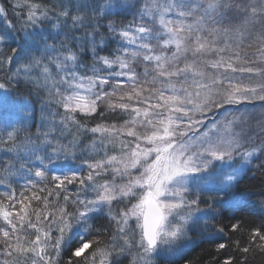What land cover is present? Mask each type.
<instances>
[{"label": "snow or ice", "instance_id": "obj_1", "mask_svg": "<svg viewBox=\"0 0 264 264\" xmlns=\"http://www.w3.org/2000/svg\"><path fill=\"white\" fill-rule=\"evenodd\" d=\"M257 171L264 0H0V264H252Z\"/></svg>", "mask_w": 264, "mask_h": 264}, {"label": "trees", "instance_id": "obj_2", "mask_svg": "<svg viewBox=\"0 0 264 264\" xmlns=\"http://www.w3.org/2000/svg\"><path fill=\"white\" fill-rule=\"evenodd\" d=\"M3 50L5 52L8 51L7 48ZM14 95L21 98H27L28 92L26 89L21 87ZM262 179H264V173L257 171L254 174H250V178L246 181L248 188L252 191L258 192L262 187ZM253 199H257V197H254ZM246 218L255 220L256 223H259V218L255 214H252L250 217L246 215ZM208 252L209 246L207 244H201L197 240L193 243L188 244L187 247L182 250V252L178 253L175 256L161 253V255L155 259L154 264H183L184 258L190 259L192 261V264H207V261L210 259ZM125 264H127V261H125ZM252 264H264V255L257 254L252 260Z\"/></svg>", "mask_w": 264, "mask_h": 264}]
</instances>
